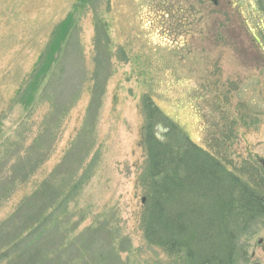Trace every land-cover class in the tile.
Listing matches in <instances>:
<instances>
[{"label": "rangeland", "instance_id": "rangeland-1", "mask_svg": "<svg viewBox=\"0 0 264 264\" xmlns=\"http://www.w3.org/2000/svg\"><path fill=\"white\" fill-rule=\"evenodd\" d=\"M69 16L64 75L26 106L19 96ZM262 28L264 0H0V177L20 158L18 176L31 173L0 200V225L42 183L71 173L86 177L68 203L69 227L79 224L71 238L105 223L122 264H184L142 228L143 99L160 109V137L175 122L196 145L218 146L231 170L264 180ZM252 231L236 264H264V225Z\"/></svg>", "mask_w": 264, "mask_h": 264}, {"label": "trees", "instance_id": "trees-1", "mask_svg": "<svg viewBox=\"0 0 264 264\" xmlns=\"http://www.w3.org/2000/svg\"><path fill=\"white\" fill-rule=\"evenodd\" d=\"M76 27L69 16L56 29L26 91L19 96L21 103L26 100V106L30 105L41 88L46 90L51 81L64 75ZM253 38L261 45L260 37ZM258 60L264 62L263 53ZM99 102L100 95L94 94L91 106ZM143 111L140 143L147 160L140 183L146 194L142 216L146 241L184 264H236L245 253L243 233L248 237L258 224L264 225V180L231 170L218 146H210L211 152L196 145L175 122L168 121L160 137L156 129L162 124L161 112L152 97H144ZM16 161L10 168L12 174L0 177V200L9 197L7 191L11 187L13 191L21 178L22 183L30 178L31 173L17 174L25 172L28 162ZM41 162L42 157L31 162V169ZM68 175L59 186L54 179L42 183L0 225V264H122L115 247L118 237L105 223L70 237L79 224L69 227L68 203L86 177L75 181Z\"/></svg>", "mask_w": 264, "mask_h": 264}, {"label": "water", "instance_id": "water-1", "mask_svg": "<svg viewBox=\"0 0 264 264\" xmlns=\"http://www.w3.org/2000/svg\"><path fill=\"white\" fill-rule=\"evenodd\" d=\"M255 264H260V263H255Z\"/></svg>", "mask_w": 264, "mask_h": 264}]
</instances>
